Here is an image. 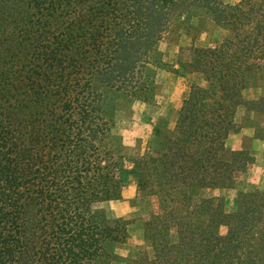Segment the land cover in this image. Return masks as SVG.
Returning a JSON list of instances; mask_svg holds the SVG:
<instances>
[{"label":"trees","instance_id":"1","mask_svg":"<svg viewBox=\"0 0 264 264\" xmlns=\"http://www.w3.org/2000/svg\"><path fill=\"white\" fill-rule=\"evenodd\" d=\"M209 27L224 37L196 48ZM181 34L192 44L175 70L160 45ZM159 70L206 86L130 159L117 116L156 98ZM255 86L263 95L244 107L262 116L264 144V0H0V264H264V191L240 194L232 213L200 196L253 165L225 144ZM130 178L154 207L123 259L136 221L106 207Z\"/></svg>","mask_w":264,"mask_h":264},{"label":"rangeland","instance_id":"2","mask_svg":"<svg viewBox=\"0 0 264 264\" xmlns=\"http://www.w3.org/2000/svg\"><path fill=\"white\" fill-rule=\"evenodd\" d=\"M241 0H223L227 5H234ZM258 1V0H255ZM224 32L209 27L205 33L199 34L193 43L196 48L214 46L224 37ZM191 38L181 36H170L161 45L160 50L164 55V62L175 70L178 68L176 62L178 56L184 60L188 59L187 50L191 47ZM183 50V51H181ZM193 85L205 87L206 83L199 74L177 75L165 70L157 71L156 98L150 103L136 102L124 109L117 116L114 133L122 138L126 148V155L138 158L146 153H152L154 146V131L158 126L162 129L172 130L175 126L179 109L183 100L187 97ZM263 95L259 86L249 87L242 93V106L237 110L235 123L237 130L230 135L233 147L240 137L243 142L242 150L248 151L253 157L254 163L246 172L239 176L232 189L204 190L200 196L204 198H219L223 201L227 213L235 212L238 208V196L240 194L255 191H264V144L260 131L263 119L255 111H248L244 103L255 101ZM232 152L231 148H227ZM130 168L131 165L128 164ZM129 186L125 192L122 205L114 204L107 207V215L110 218H125L136 222L130 228L127 244L116 248L117 254L125 259L132 257L143 247V227L141 219L147 217L154 205L151 198L140 196L137 193L135 182L130 178ZM125 215H124V214ZM120 215H124L120 217ZM226 229L221 228L220 233L225 234ZM115 264H123L122 262Z\"/></svg>","mask_w":264,"mask_h":264},{"label":"crops","instance_id":"3","mask_svg":"<svg viewBox=\"0 0 264 264\" xmlns=\"http://www.w3.org/2000/svg\"><path fill=\"white\" fill-rule=\"evenodd\" d=\"M233 143H232V141H231V139H230V137L227 139V141H226V147L227 148H231V150H234V151H240V150H242V147H243V142H242V140H241V138L239 137L238 138V140H236V143H235V146L233 147V145H232ZM130 183V182H129ZM129 183L127 184V186L123 189V191H122V198H124V196H125V192H126V190H127V187L129 186ZM124 202L122 201V199L120 200V201H117V202H111V203H109L108 205H107V207L110 205V206H112V205H114V204H120V205H122ZM107 207H106V210H107ZM124 214V213H123ZM125 215V214H124ZM124 215H120V217H123Z\"/></svg>","mask_w":264,"mask_h":264}]
</instances>
